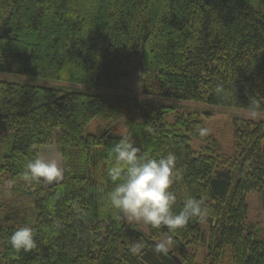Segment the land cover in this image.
Segmentation results:
<instances>
[{
	"label": "trees",
	"instance_id": "16d2710c",
	"mask_svg": "<svg viewBox=\"0 0 264 264\" xmlns=\"http://www.w3.org/2000/svg\"><path fill=\"white\" fill-rule=\"evenodd\" d=\"M0 71L264 112V0H0ZM122 118L125 135L115 126ZM101 119L107 124L91 132ZM200 125L199 112L174 105L0 80V140L9 135L0 178H23L55 142L64 165L53 185L23 179L35 222L0 224V264H220L227 250L234 264H264L247 202L264 190V121L237 123L230 156L196 155L189 142ZM123 136L140 155H175L186 198L208 209L203 220L144 233L102 199L114 187L109 153ZM171 190L178 212L181 179ZM202 222L211 241L200 263ZM24 226L36 247L16 251L9 238ZM163 236L169 251L157 254Z\"/></svg>",
	"mask_w": 264,
	"mask_h": 264
},
{
	"label": "clouds",
	"instance_id": "9594fccd",
	"mask_svg": "<svg viewBox=\"0 0 264 264\" xmlns=\"http://www.w3.org/2000/svg\"><path fill=\"white\" fill-rule=\"evenodd\" d=\"M147 131L153 132V129ZM198 132L204 137L208 129L201 127ZM139 152V148L127 136L112 147L107 175L114 187L103 194L102 199L129 221L142 222L157 229L164 226L169 232L183 228L193 218L203 220L208 209L200 199L188 197L182 209L178 212L174 210L177 196L171 186L180 179L175 155L170 152L156 159L140 155ZM63 172L57 159L37 157L26 164L23 179L28 183L42 181L51 184L62 179ZM9 243L16 251H29L36 247L37 241L33 229L24 226L12 233ZM170 243V238L161 240L156 243L154 251L167 254ZM132 250L136 251V248Z\"/></svg>",
	"mask_w": 264,
	"mask_h": 264
},
{
	"label": "rangeland",
	"instance_id": "374dc122",
	"mask_svg": "<svg viewBox=\"0 0 264 264\" xmlns=\"http://www.w3.org/2000/svg\"><path fill=\"white\" fill-rule=\"evenodd\" d=\"M0 80H6L11 82H20L25 84L41 85L46 87H76L85 91H91L94 93H104L109 96L116 97H131L139 100L148 101L156 104L174 105L179 110L195 111L201 115V125L199 128H207L208 134L204 137L199 135L198 129L194 133L189 142L192 150L196 152V155L221 153L225 156H230L234 153L235 149V130L237 123L241 120H253V121H264V112L252 111L224 106H216L207 103H196L191 101H181L171 98H163L158 95H139L130 94L124 92H114L100 88H90L84 85L71 84L63 81H57L52 79H45L36 76L26 74H15L0 71ZM126 119H119L115 123L118 127L120 134H127L128 129L125 124ZM107 121L97 120L91 125V132L94 131L100 125H106ZM9 135L6 134L4 140H0V156L3 155L9 147L8 144ZM41 157L45 159H57L64 169L62 155L58 151L57 143L52 145H46L42 147ZM63 177L58 182L62 181ZM180 179L182 184V194L185 199L187 196L186 185L183 179V171H180ZM23 178L13 179L10 174L4 175L0 178V224H24V221L29 223L35 222L34 209H33V198L26 195L22 190L21 184L23 185ZM46 184L47 186L53 185ZM247 202L249 205V221L255 225H259L262 230L264 237V190L251 192L247 195ZM125 223L136 225L142 232L149 233V225L142 222L138 223L135 221H129L127 218H123ZM202 227L205 233V241L202 243L200 249L199 262L202 263L207 253L209 252V245L211 241V233L209 230V224L202 222ZM258 228V226H257ZM167 239L163 236L158 241ZM190 249H192L190 247ZM4 250L3 246H0V253ZM220 264H234L232 262L230 251L227 250Z\"/></svg>",
	"mask_w": 264,
	"mask_h": 264
}]
</instances>
